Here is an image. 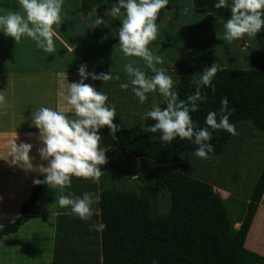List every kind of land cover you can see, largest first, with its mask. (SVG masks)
<instances>
[{
  "label": "trees",
  "instance_id": "16d2710c",
  "mask_svg": "<svg viewBox=\"0 0 264 264\" xmlns=\"http://www.w3.org/2000/svg\"><path fill=\"white\" fill-rule=\"evenodd\" d=\"M214 3L215 0H192V8L199 14L216 12L217 17L230 18L229 9H215ZM102 6L103 0H79L83 14L95 8L101 15ZM249 57L256 61L253 67L217 69L212 80L214 87L202 88L207 98L196 112L190 113L197 127H206L207 114L218 111L221 99L227 98L231 110L229 123L235 126L249 121L264 139V50H250ZM174 87L178 99L185 100L196 89L195 79L183 74ZM152 123V120L145 122L146 126ZM140 124L141 120L121 127L116 140L109 135L107 126L100 130V147L135 157L142 169L136 176L139 188L127 192L103 187L96 192V183L72 177L70 188L63 194L94 193L98 197L97 214L82 221L67 208L56 207L51 264H264V255L245 246L264 195V162L244 209L238 218L232 219L218 190L193 176L191 157L196 146L179 138L171 144L150 140L151 135L158 137L159 133H144ZM230 135L224 130L213 131L210 143L214 151L209 156L223 153ZM43 178V174L38 177ZM151 178L161 182L168 193V210L164 214H156L155 196L149 187ZM44 185H32L14 222L0 227V240L16 233L32 217V205ZM57 191L59 196L61 193ZM236 222L238 228L234 227ZM99 223L106 227L101 231L90 230L91 224ZM81 242L84 244L79 247ZM97 257L100 262H95Z\"/></svg>",
  "mask_w": 264,
  "mask_h": 264
},
{
  "label": "clouds",
  "instance_id": "9594fccd",
  "mask_svg": "<svg viewBox=\"0 0 264 264\" xmlns=\"http://www.w3.org/2000/svg\"><path fill=\"white\" fill-rule=\"evenodd\" d=\"M170 0H114L109 9L113 18L121 17L117 33L119 50L125 57H139L145 66L154 73L146 75L140 67H134L136 61H129L123 66L124 73L129 77L122 82L120 88L131 92L139 103L143 104L149 93L158 92L163 97L161 105L153 104L151 109L141 116V131L144 133H159L151 135L150 140L158 139L162 143L171 144L177 140H189L195 146L193 155L207 159L213 153L210 143L212 132L224 130L236 135L235 126L229 123L231 110L227 98L220 101L221 107L216 112H209L205 117L206 127H197L190 113L196 112L201 102L206 100L202 88L214 87L212 80L217 72L216 64L206 67L196 79V89L185 100L178 99L172 77L165 70L158 69L160 57L153 54L148 45L157 39L159 28L158 15L165 9ZM64 0H19L23 10L0 15V32L10 36L18 44L22 37L33 40L36 47L45 53H55L54 37L59 40L53 25L60 26L61 12ZM215 9H229L230 18L223 23V41L231 44L245 35L255 38L264 26V0H215ZM95 11V10H93ZM187 11V9H185ZM208 15H212L211 12ZM102 17L97 16L93 26L103 24ZM219 37V36H218ZM220 38V37H219ZM221 39V38H220ZM78 82L68 83V95L65 97L67 110H57L50 107H39L31 113V122L38 129L37 139L42 146L38 149L40 159L47 161V166L34 169L29 152L32 145L21 142L19 146L13 141L12 164L25 170H38L44 178L33 180L34 184H46L50 189L59 190L55 201L60 208H67L70 214L82 221H89L97 214L95 205L98 197L91 192L74 196L71 192L63 194L70 188L72 177H81L97 182L102 175L101 166L107 161L106 152L100 147V130L107 126L109 135L114 140L121 130V124L114 123L117 116L115 106L109 101L107 94L85 83L86 80L103 82L112 79L109 72L95 73L87 70L86 64L77 69ZM119 79V77H117ZM6 107L5 97L0 95V109ZM154 123L146 126L145 122ZM11 222H14L11 221ZM2 227V226H0ZM106 227L103 223L91 224L90 230L101 231Z\"/></svg>",
  "mask_w": 264,
  "mask_h": 264
},
{
  "label": "crops",
  "instance_id": "0c3cea01",
  "mask_svg": "<svg viewBox=\"0 0 264 264\" xmlns=\"http://www.w3.org/2000/svg\"><path fill=\"white\" fill-rule=\"evenodd\" d=\"M14 1L18 5L8 9L7 6L3 8L0 6V15L10 11L22 13L19 0ZM67 1L70 0H64L66 5L62 6L60 26L53 25L60 37L59 40L53 38L55 53L43 52L36 47L33 40L27 37H22L21 41L16 44L12 37L0 32V58L4 63L0 68V95H3L6 101V107L0 109V226L10 223L18 216L19 205L29 197L34 184L33 180L38 179L42 174L38 170H25L11 163L13 141L15 140L17 146L21 142L33 146L29 156L33 158L34 169L47 166V161L41 160L38 153L42 144L37 139L38 129L32 125L31 113L44 106L65 110L66 114L71 115L67 111L70 106L67 105L65 97L68 95V83L79 80L78 67L86 64L87 70L95 73H107L111 69V66L105 67L101 59L108 54L113 56L114 43L118 42L117 33L120 22L118 19L109 22L107 20L108 11H103L99 15L95 8L83 14L80 11L79 0L74 4L73 2L67 4ZM97 16L102 17L104 22L92 27ZM104 40L106 44L100 48L99 53L96 42ZM110 41L112 42L111 50H107ZM244 43L246 46V42ZM116 69H111L114 80L103 82L106 83L104 91L107 92L110 89L113 92L111 85L114 88L118 87L117 98L113 100V105L119 109L117 111L119 114L125 115L123 118L132 117L134 110H137L140 105L141 107H152L154 103L159 105L163 101V97L158 92H153L147 94L148 99L143 104L139 103L138 99L133 96L131 87L127 90L120 88V84L127 82L128 79H125L124 71ZM145 73L148 76L154 74L148 70ZM85 83L97 89V80L88 79ZM103 83L101 81L99 84L103 85ZM46 189L50 188L45 184L36 203L32 205L34 210L32 217L22 224L16 233L1 238L0 264H49L48 255L39 259L38 254L40 253H32L40 252L41 248L42 250L47 249V245L51 246L49 238L53 236L54 223L50 225L49 222L55 220L56 210L50 215L49 210L44 215L46 208L37 207L40 200L48 201L44 196ZM52 193L54 194L51 189V198ZM53 216V219H49ZM43 218L47 220V224ZM28 226L31 229L26 232L25 228ZM47 235L49 238L46 239ZM261 245H253L252 251L264 255V243ZM31 255L36 256L32 258Z\"/></svg>",
  "mask_w": 264,
  "mask_h": 264
},
{
  "label": "rangeland",
  "instance_id": "374dc122",
  "mask_svg": "<svg viewBox=\"0 0 264 264\" xmlns=\"http://www.w3.org/2000/svg\"><path fill=\"white\" fill-rule=\"evenodd\" d=\"M68 2H73L72 4H74L77 0L67 1V4ZM103 2L102 9L104 12L108 11L107 18L113 21L118 19L120 22L123 16V10L121 17L113 18L109 9L114 0H103ZM16 5H18V3L14 0H0L1 8L7 6L8 9ZM185 9H187V11H185ZM6 13L7 12H5V14ZM217 16L218 15H214L213 13L212 15H208V13L199 14L194 12L192 0H170L166 8L161 9L158 15L157 25L159 33L157 39L148 45L153 54L160 57L161 62L155 66L158 69L164 70H166L167 67L165 72L172 77L174 83L177 82L179 77L183 74L191 75L196 81L200 76V72L206 67H210L213 63L216 64L217 69L229 68L244 70L253 67L256 61L253 60L252 57H249V51L264 50V26H262L261 31L256 34L255 38H249L245 35L242 39L235 40L231 44H228L222 39L224 33L223 23L226 19ZM241 42H246V46L241 48ZM105 44V40L96 42L99 53L101 51L100 48ZM111 44L112 42L110 41L107 50H111ZM114 49L113 56L108 54L101 59L105 67L111 66L112 70L117 68L123 71L124 64L134 60L136 61L133 65L134 67L138 66L145 72L147 70L150 71L145 66L144 61L139 57H125L123 53L120 52L119 44L116 41L114 43ZM1 60L2 58H0V68L4 65ZM126 76L125 74V79H129L128 76ZM112 80H114V78H112L111 81ZM100 82L101 81L97 80L98 91L107 94L109 101L114 104L113 100L117 98L118 93L116 91L118 87L114 88V86L111 85V87H113V92H111L110 89L105 92L106 83L101 85L99 84ZM159 105H161L162 109L166 107V105H163V101H161ZM150 109L151 107H141L140 105L137 110H134L132 117L124 118L123 116L125 115L119 114L117 112L119 109H116L118 117H116L113 122L121 124V127L130 126L141 120V116ZM235 130L237 134L230 135L225 150L220 155L208 156L207 159L196 156L191 157L193 176L212 184L214 188L218 190L232 219L238 218L241 210L244 209L256 177L264 162V139L260 132L253 128L249 121L237 123L235 125ZM127 155H129V157H126ZM106 157L108 162L101 166V170L103 171L102 175L99 180L95 182L97 188L96 192L103 187L127 192L136 191L140 185L139 181L136 180V176L142 173V169L135 157L117 149H109L106 152ZM149 187L155 196L156 214L166 213L168 210V193L164 185L157 179L151 178ZM44 196L48 201L45 202L44 200H40V205L38 204L37 207L46 208L44 215L50 210V215V213L55 211L57 209L56 207H58L55 201V196L58 197V191L55 190V195L52 193L51 198V189H46ZM45 218H43L44 222L47 221ZM53 218L54 216L49 219ZM252 222L253 224L245 243V246L250 250L253 249V245L262 246L261 244L264 243V195ZM49 223L52 225V223H55V220ZM238 226L239 223L236 222L234 227L238 228ZM30 229L31 227L28 226L25 228V231L28 232ZM54 234L55 231L51 238H49V235L46 237V239L49 238L51 246L48 247L47 245V249L43 250L41 248L40 252H32L35 254L40 253L38 254L39 259H43L48 255L49 264L52 261ZM81 243V245L78 243L79 247L84 244V242ZM31 256L33 258L36 255ZM85 256L87 258L89 257L88 255ZM85 256L82 257L87 261ZM99 260L100 257H97L95 262Z\"/></svg>",
  "mask_w": 264,
  "mask_h": 264
},
{
  "label": "water",
  "instance_id": "95a60500",
  "mask_svg": "<svg viewBox=\"0 0 264 264\" xmlns=\"http://www.w3.org/2000/svg\"><path fill=\"white\" fill-rule=\"evenodd\" d=\"M213 14H214V15H217V13H216V12H214Z\"/></svg>",
  "mask_w": 264,
  "mask_h": 264
}]
</instances>
